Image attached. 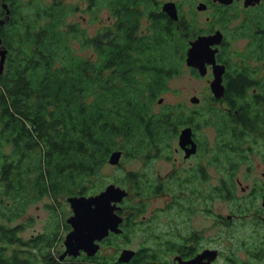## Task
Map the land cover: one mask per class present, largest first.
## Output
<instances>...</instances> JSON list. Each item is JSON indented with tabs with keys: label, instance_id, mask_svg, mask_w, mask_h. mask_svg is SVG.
Masks as SVG:
<instances>
[{
	"label": "trees",
	"instance_id": "obj_1",
	"mask_svg": "<svg viewBox=\"0 0 264 264\" xmlns=\"http://www.w3.org/2000/svg\"><path fill=\"white\" fill-rule=\"evenodd\" d=\"M205 2L206 27L193 16L171 20L158 0H87L92 20L101 9L110 18L95 35L68 21L78 8L62 0L30 3L16 21L0 27L6 49L0 74V264H43L5 256L14 242L9 223L43 195L100 191L97 179L111 152L147 162L168 151L181 128L207 124L242 127L219 131L220 146H237L248 135L245 126L264 124V1L248 8ZM214 28L228 38L216 55L229 79L225 123L211 106L186 113L163 104L154 112L153 104L179 75L189 41ZM229 40L245 45L229 54ZM255 87L256 94L245 97ZM142 182L140 174L127 172L119 184L134 191L144 189Z\"/></svg>",
	"mask_w": 264,
	"mask_h": 264
},
{
	"label": "flooded vegetation",
	"instance_id": "obj_2",
	"mask_svg": "<svg viewBox=\"0 0 264 264\" xmlns=\"http://www.w3.org/2000/svg\"><path fill=\"white\" fill-rule=\"evenodd\" d=\"M36 1L45 5L52 3L53 0H0V22H2L0 27L8 21H16L20 17L19 14L26 11V6ZM78 1L84 5L83 11H86L87 0ZM263 1L261 0L260 3ZM234 2L242 8L250 7H244L243 0H234ZM79 4L77 10L81 11L82 7ZM204 4L206 9H209L206 2ZM176 8L178 10L177 5ZM216 30L222 34L221 43L217 46L219 52L223 42L228 39L224 31L214 28L212 32L200 35L211 34ZM96 31L97 29L90 35H95ZM2 46L3 44H0V48ZM217 62L225 67L222 76L223 91L220 98H214L210 93L208 106H217L225 123L226 114H231V109L224 99L229 79L224 77L226 65ZM208 70L211 71L209 66ZM257 89L255 87L249 90L251 94H256ZM249 96L250 94L245 95V97ZM236 113L237 111L233 110L232 115L235 116ZM185 127L191 128L195 152L185 157V151L179 146L174 151L182 155L183 162L180 163L196 157L201 162L194 166L187 163L189 167L179 169L180 163L174 158L170 175L150 180L146 174H141L144 189L133 191L128 187L123 188L126 195L115 204L117 209L114 210V214L121 219L117 226L118 231H109L107 236L96 241L98 250L94 255L87 256L84 252H80L76 257L65 256V238L71 230L66 221L71 215L67 197L59 195L50 198L43 195L38 200L49 199V203L45 205L48 223L43 233L31 234L27 239H23L18 233L23 225L11 226L14 242L6 246L5 256L32 257L33 260H40L43 264H264V184H254L249 186L250 188L240 187L241 191L247 190L248 194L244 196L248 200L239 199L235 193L237 185H240L237 178L239 164L236 160L240 159L241 143L231 147L220 146L219 131H231L233 128L238 131L242 127L214 126L217 132L214 134L219 141L213 144L206 137L200 141L196 133L197 128L194 126ZM263 130L264 125L245 126L242 132H246L252 139L253 136L261 137ZM179 132L175 137L177 141ZM211 167L216 172L214 175L209 173ZM213 179L216 183L212 185ZM103 189L89 195L99 194ZM215 198L233 203V209L228 215L213 211L211 204ZM60 199H63V205ZM255 200H258V205L253 206ZM157 201L161 204L155 206ZM245 202L250 204L246 205ZM66 203L70 211L68 217ZM167 214L168 220L161 221L162 216H168ZM210 216L211 224H209ZM137 228L138 232H135ZM135 233L139 235L141 244L137 249L128 248ZM222 244L227 245V252L221 249ZM119 245L123 247L115 248ZM2 247L3 243L0 241V248ZM109 249H114V252L108 253ZM122 250L133 252L127 262L118 260Z\"/></svg>",
	"mask_w": 264,
	"mask_h": 264
},
{
	"label": "rangeland",
	"instance_id": "obj_3",
	"mask_svg": "<svg viewBox=\"0 0 264 264\" xmlns=\"http://www.w3.org/2000/svg\"><path fill=\"white\" fill-rule=\"evenodd\" d=\"M160 5L165 2H174L175 5L178 6L177 13L178 15H182L185 18H191L192 16L198 21V24L201 27H206L205 22H208L206 19L210 13L209 9L199 11L197 10V5L199 3H205V0H158ZM67 5L78 6V4L82 7L81 11H74L73 14L68 16L69 22H76L78 21L81 27L85 28L89 34H94L95 30L98 29L101 24L108 23L110 21L108 11L101 9L97 15V19L92 20L93 17L91 13H87L83 11V4L78 0H65ZM38 5H42L40 2ZM228 30L231 28L228 27ZM230 44L228 45L229 54L231 51L235 50H242L245 41L244 40H230ZM188 48V47H187ZM87 52V51H86ZM186 52V50H185ZM185 54V53H184ZM185 60V57H184ZM180 66L179 75L173 77L168 82V90L161 94L160 98H162V102L158 103L155 102L153 104V111L158 112L163 104H171L181 106L183 111L189 113L192 110H198L200 108H207L208 107V97L210 96V88H209V80L212 79L211 71L208 70L207 74L204 76H194L190 72V68L186 66L185 62ZM4 69V68H3ZM3 72V71H2ZM249 90L247 95L251 92ZM258 91V89H257ZM197 97L198 103L194 104L190 102V98ZM248 98V97H247ZM211 107L215 108V112L220 110L215 105H210ZM263 113H264V106H263ZM202 121V118L200 119ZM262 123V122H261ZM264 125V124H262ZM211 126V127H210ZM215 125H201L197 127L196 133L199 140H203V138H209L210 143H214L219 141L218 138L214 133L217 134ZM261 137L253 136L252 139L250 136L245 135L243 141L241 142V150H240V159H237L238 172L237 178L240 185L236 187V195L239 199L245 198L248 192L247 190L241 191L240 187H251L254 184L259 185L260 183L264 184V130L262 131ZM250 139V140H249ZM178 147L177 139L173 138L169 150H163L161 153L162 155L158 157H154L151 160L144 162L142 157L136 158H126L121 155L119 164L118 165H110L106 162L105 165L100 170V176L97 179V185L99 184L102 186V189L107 186L108 184H114L115 186H119L121 188H126L128 184L122 186L119 184L121 178H123L124 174L127 172H135L140 174H146L147 178L152 180L156 177L162 176L166 177L170 175L171 170L173 169L172 160L177 158V163L183 162L181 161L182 155L174 151ZM170 157V158H169ZM198 157L194 159H190L187 162L179 164V169L182 167H189L190 163L194 166L196 163L201 162L199 161ZM222 161V160H221ZM224 162V161H222ZM225 163V162H224ZM211 175H214L212 167L209 170ZM215 179L211 180V184H215ZM249 187V188H250ZM245 195V196H244ZM247 201L248 199L245 198ZM63 205V199H60ZM49 203V199L42 198L40 200L35 201L31 205H29L23 214L19 216L17 219H14L12 222L9 223V227L16 226V225H23V228L18 231L19 235L23 237V239H27L30 237L31 234L37 235L43 233L45 227L47 226L48 220V212L45 209V205ZM247 203V204H246ZM258 200H255L252 205H258ZM161 202L157 201L155 206L160 205ZM246 205L250 204L249 202H245ZM212 207L213 211L216 213H220L221 215H228L233 209V203L215 198L212 200ZM66 212L67 217L70 213L69 207L67 203ZM168 215V214H167ZM163 219L161 221H167L169 218L168 216L163 215ZM212 223V217L209 218V224ZM138 232V228L135 232ZM211 231V230H210ZM134 238L130 242L128 248L137 249L140 244V237L137 233L134 234ZM123 247L121 245L115 248ZM221 249L225 252L228 251V247L225 244H222ZM114 252V249H109L108 253ZM32 254V253H31ZM90 264V263H87ZM262 264V263H259Z\"/></svg>",
	"mask_w": 264,
	"mask_h": 264
},
{
	"label": "water",
	"instance_id": "obj_4",
	"mask_svg": "<svg viewBox=\"0 0 264 264\" xmlns=\"http://www.w3.org/2000/svg\"><path fill=\"white\" fill-rule=\"evenodd\" d=\"M213 3L228 6L234 0H211ZM261 0H243L244 7H253L260 3ZM197 10L202 11L206 9L204 3L197 5ZM161 10L171 20L177 21L178 13L174 2H165L161 5ZM2 24V22H0ZM222 34L219 30L207 35H198L195 39L189 41L188 48L185 52V64L187 67L195 69L199 76H204L207 72V67L211 68L212 80L209 83L210 91L214 98H220L223 91L222 76L225 71L224 65L216 60L218 52L217 46L221 43ZM1 44V39H0ZM193 45H200L205 50V58L202 62H194L189 55L192 51ZM6 56V49L2 46L0 48V74L4 68ZM197 97L190 98V102L198 103ZM162 102V99L157 101ZM191 128H182L178 135V146L185 151V157L195 152V144L191 137ZM189 146V147H188ZM122 152L115 150L108 156L107 162L110 165H118ZM126 195L123 188L108 184L104 189L96 195L88 196H69L66 201L71 209V215L67 218V224L71 230L67 233L65 238V256L76 257L80 252H84L87 256H92L98 250L96 241H100L107 236L109 231L117 232V226L121 219L114 214L116 210V203ZM93 202H100L104 205L103 219L99 223H93L85 227L83 223V213L85 208L95 210L96 205ZM133 252L130 250H122L118 260L120 262H127L132 256Z\"/></svg>",
	"mask_w": 264,
	"mask_h": 264
},
{
	"label": "snow or ice",
	"instance_id": "obj_5",
	"mask_svg": "<svg viewBox=\"0 0 264 264\" xmlns=\"http://www.w3.org/2000/svg\"><path fill=\"white\" fill-rule=\"evenodd\" d=\"M194 62H202L205 58V50L200 45H193L192 51L189 54ZM96 207L95 210L85 208L83 213V223L87 227L93 223H99L103 219L104 205L100 202H93Z\"/></svg>",
	"mask_w": 264,
	"mask_h": 264
}]
</instances>
